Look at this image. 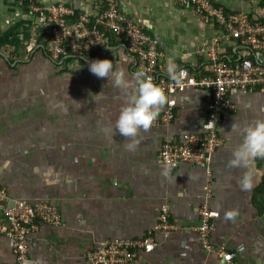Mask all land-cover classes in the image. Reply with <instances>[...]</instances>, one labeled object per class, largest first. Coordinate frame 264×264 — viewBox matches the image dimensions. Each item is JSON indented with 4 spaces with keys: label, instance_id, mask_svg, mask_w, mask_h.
Listing matches in <instances>:
<instances>
[{
    "label": "crops",
    "instance_id": "0c3cea01",
    "mask_svg": "<svg viewBox=\"0 0 264 264\" xmlns=\"http://www.w3.org/2000/svg\"><path fill=\"white\" fill-rule=\"evenodd\" d=\"M101 1L41 0L82 13L94 12ZM217 1L231 12L254 11L264 18L257 0ZM12 3L0 0L2 26L21 14L13 11ZM119 6L159 41L161 76L171 77L184 67L198 78L207 76L205 60L196 50L216 35L215 25L174 0H119ZM223 45L226 57L227 49L229 56L235 54L232 44ZM11 51L0 52V184L8 191V204L45 201L59 210L65 223L40 225L29 236L26 264H88L86 254L107 241L148 236L155 239V249L139 251L128 264H227L220 252L233 253L232 264H264V212L254 204L264 182V166L253 160L254 186L249 191L237 183L244 169L227 166L232 148L241 140L232 125L239 128L264 119V90L229 94L234 109L223 115L218 134L224 143L212 156L210 206L219 217L211 235L213 249L207 250L196 232L207 173L190 164L169 172L160 151L167 139L203 133L210 91L180 90L173 97L175 119L156 124L168 109L171 97L166 94L168 102L152 126L138 133L136 149L128 151V140L114 130L123 93L111 79L90 73L91 60L62 66L34 49L11 62ZM104 58L129 79L136 71L123 46L94 59ZM170 65L172 74L167 71ZM163 205L169 206L175 226L167 239L156 229ZM228 210L236 212L233 220L224 219ZM4 224L0 214V227ZM12 263L11 243L0 233V264Z\"/></svg>",
    "mask_w": 264,
    "mask_h": 264
},
{
    "label": "built area",
    "instance_id": "2783aa9c",
    "mask_svg": "<svg viewBox=\"0 0 264 264\" xmlns=\"http://www.w3.org/2000/svg\"><path fill=\"white\" fill-rule=\"evenodd\" d=\"M215 25L217 33L196 50L205 60L207 76L198 78L188 68H179L174 75L178 79L160 75L159 41L144 26L129 18L119 6V0H103L105 9L100 6L90 13L77 12L73 6L63 3L45 4L41 0H13L20 9L24 2L30 3L29 12L24 16L40 29L39 34L47 39L46 52L53 61L62 63L69 60L88 62L114 47H124L134 61L136 70H142L152 82L171 97L168 109L156 124H170L175 119L176 102L173 97L186 88L208 89L211 99L208 118L203 125V133L183 134L182 138L167 139L160 151V159L169 172L177 170L182 164L202 168L207 173V185L199 217L201 223L196 229L203 248L212 250L211 235L215 230V219L219 214L211 209L213 196L212 156L224 141L218 134L223 115L234 109L230 99L231 91L253 92L264 90V21L254 11L226 12L217 0H174ZM248 1V0H247ZM262 0L255 4L261 6ZM262 8V6H261ZM253 15L254 20L249 16ZM264 19V18H262ZM120 40L119 45H111L112 37ZM34 36L28 47L29 53L41 49ZM223 44H232L234 55L225 56ZM6 187L0 184V214L5 224L0 233L11 243L14 263L26 264L29 250V236L40 225L64 227L59 210L45 201L26 202L15 200L10 205ZM156 229L164 238H169L174 224L170 219L168 205H163ZM151 235V234H150ZM156 247L153 236L142 240L114 239L105 242L99 249L86 254L88 264H128L139 251L152 252ZM227 264H232L233 253L220 252Z\"/></svg>",
    "mask_w": 264,
    "mask_h": 264
},
{
    "label": "clouds",
    "instance_id": "9594fccd",
    "mask_svg": "<svg viewBox=\"0 0 264 264\" xmlns=\"http://www.w3.org/2000/svg\"><path fill=\"white\" fill-rule=\"evenodd\" d=\"M88 69L98 78L111 79L113 87L123 93L124 99L114 130L128 140L126 150L134 151L139 143L138 133L152 126L161 107L168 102V97L142 70L134 71L129 79L122 69L114 68L112 60L107 58L91 60ZM167 71L172 74L174 69L170 65ZM171 78L178 79V76L172 75ZM231 131H236L241 140L232 148L227 166L244 169L237 183L242 191H249L254 186L252 162L255 158H264V119H257L239 128L233 124ZM164 174L167 175L166 172ZM235 216L234 210L224 212L225 220H233Z\"/></svg>",
    "mask_w": 264,
    "mask_h": 264
},
{
    "label": "trees",
    "instance_id": "16d2710c",
    "mask_svg": "<svg viewBox=\"0 0 264 264\" xmlns=\"http://www.w3.org/2000/svg\"><path fill=\"white\" fill-rule=\"evenodd\" d=\"M101 10L103 11L105 9V4L103 3V0L99 2ZM18 3L13 2V11H16L17 9L20 12V16H18L13 22L5 26L1 25L0 22V52H2L4 49H11L10 53V60L11 62H14L18 59H24L26 56L29 55L28 47L31 44L33 38L35 35H37V44L41 45L42 48L38 49L37 51L42 53L44 57L49 58L51 61V56L46 52V45H47V39L45 35L39 34L40 29H36L35 24L33 21L26 19L24 16L29 12V6L30 3L24 2V5L19 9ZM261 6L264 7V0L261 2ZM16 9V10H15ZM77 12H80L77 10ZM226 12H229L228 9H226ZM251 19L254 20V16L251 14L249 16ZM261 21H264L262 18H257ZM120 40L113 36L111 40V45H119ZM66 62L64 65H66ZM56 63H59L58 61H53ZM84 62V61H81ZM67 67V66H66ZM259 163L261 162L264 166V158H257ZM254 204L256 208L259 210V212H264V182L263 184L257 189L255 198H254Z\"/></svg>",
    "mask_w": 264,
    "mask_h": 264
}]
</instances>
